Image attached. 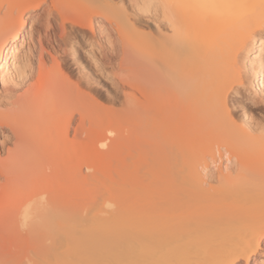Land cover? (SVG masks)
Here are the masks:
<instances>
[{
  "label": "bare ground",
  "instance_id": "obj_1",
  "mask_svg": "<svg viewBox=\"0 0 264 264\" xmlns=\"http://www.w3.org/2000/svg\"><path fill=\"white\" fill-rule=\"evenodd\" d=\"M133 1L0 0V264H264L260 9L238 22L174 10L186 40L171 11L143 6L193 0ZM68 32L107 44L98 53L118 57L121 82L155 85L157 136L182 158L175 177L78 175L81 157L95 169L101 128L93 89L62 67ZM113 122L108 153L128 137Z\"/></svg>",
  "mask_w": 264,
  "mask_h": 264
},
{
  "label": "rangeland",
  "instance_id": "obj_2",
  "mask_svg": "<svg viewBox=\"0 0 264 264\" xmlns=\"http://www.w3.org/2000/svg\"><path fill=\"white\" fill-rule=\"evenodd\" d=\"M125 1L130 6L135 3L133 0ZM142 14L143 22L140 24V29L149 32L148 28L154 26L153 24L156 22L155 14L152 9ZM51 32L55 33L56 29H52ZM69 33H67L68 38L65 36L67 39L65 41L67 46L65 47L68 52L67 55L65 54L66 58L61 60L62 67L73 82H79L80 86L84 85L85 88L83 89H93L92 94L99 104L95 115L98 116L97 123L101 128L95 142V169L89 170L88 162L81 157L77 163L78 175L91 173L96 179H125L144 184L164 182L170 177L172 178L180 156L176 157V150L169 149L164 144L161 145L162 141L160 142L157 136L155 85L144 83L135 78L121 82L117 79V74L120 73L117 67L118 57L116 59L114 57L113 62L111 59L110 62L106 60L110 64L105 62L104 56L98 53L100 48L98 47V36L91 40L87 38L89 36L82 39L81 35L76 38V34L71 33L69 35ZM69 36L71 37L69 38ZM106 45L105 43L100 45L103 53L106 51ZM91 49L96 51L103 65L104 63L108 64L104 65L105 68L96 67V64L91 62L92 59L89 54ZM106 73H110L109 76ZM83 74L88 75L92 80L91 78L88 80V76H83ZM127 98H130V103H128ZM242 103H244V99L239 104V113H242ZM253 111L261 112L259 109ZM104 112H106V117H103ZM117 117L122 118L128 137L123 141L118 151L108 153V146H102V142L106 138L114 137L109 129L115 128L116 125L113 121ZM0 140L2 141L3 138ZM179 161L181 163L182 158ZM222 163L223 161L220 162V164ZM46 173V176L51 174V166H48ZM174 174L176 173L174 172ZM173 176L175 177V175Z\"/></svg>",
  "mask_w": 264,
  "mask_h": 264
},
{
  "label": "snow or ice",
  "instance_id": "obj_3",
  "mask_svg": "<svg viewBox=\"0 0 264 264\" xmlns=\"http://www.w3.org/2000/svg\"><path fill=\"white\" fill-rule=\"evenodd\" d=\"M145 9L155 7L156 9L163 8L165 11V15L172 13V24L173 31L178 34V36H183L184 39H188V37L180 31L177 22V15L174 10L181 11H196L199 13H203L206 19L210 18H230L233 21H240L247 16L254 14L255 9L258 7L260 9L259 16V27L262 31H264V0H260L259 5L249 4L246 0H193V2H176V3H159L153 5H144ZM262 105H264V97L261 99ZM252 132L253 130H249ZM111 135V133H109ZM259 136L261 143H264V125H261L259 129ZM103 146V145H102ZM246 257H237L236 260L233 261V264H244Z\"/></svg>",
  "mask_w": 264,
  "mask_h": 264
}]
</instances>
